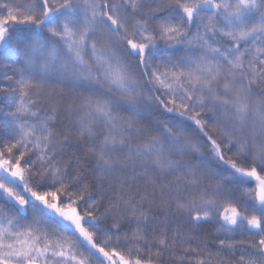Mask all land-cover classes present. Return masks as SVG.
<instances>
[{
    "label": "snow or ice",
    "instance_id": "1",
    "mask_svg": "<svg viewBox=\"0 0 264 264\" xmlns=\"http://www.w3.org/2000/svg\"><path fill=\"white\" fill-rule=\"evenodd\" d=\"M0 65V264H264V0H0Z\"/></svg>",
    "mask_w": 264,
    "mask_h": 264
},
{
    "label": "trees",
    "instance_id": "2",
    "mask_svg": "<svg viewBox=\"0 0 264 264\" xmlns=\"http://www.w3.org/2000/svg\"><path fill=\"white\" fill-rule=\"evenodd\" d=\"M11 62L9 61L8 64H10ZM13 73V69L11 67H5L3 65H0V81L3 80V76L4 75H8V76H12ZM5 86H8L7 83L5 82H0V87L4 88ZM10 94H6V93H0V101L5 100L6 98L9 97ZM10 102V101H9ZM254 186V185H253ZM173 229H175L176 225L172 226ZM205 232V238L208 240H215L216 239V233H215V226L213 225H205L202 229ZM237 239H246L247 237H241V236H237ZM213 251H216L215 248L212 249ZM163 260L165 261H169V256L167 253H165Z\"/></svg>",
    "mask_w": 264,
    "mask_h": 264
},
{
    "label": "rangeland",
    "instance_id": "3",
    "mask_svg": "<svg viewBox=\"0 0 264 264\" xmlns=\"http://www.w3.org/2000/svg\"><path fill=\"white\" fill-rule=\"evenodd\" d=\"M5 87H8V86H5ZM1 88V87H0ZM6 94H8V93H6Z\"/></svg>",
    "mask_w": 264,
    "mask_h": 264
}]
</instances>
